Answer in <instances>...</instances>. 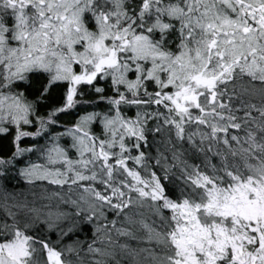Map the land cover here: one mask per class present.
I'll use <instances>...</instances> for the list:
<instances>
[{"label":"snow or ice","instance_id":"1","mask_svg":"<svg viewBox=\"0 0 264 264\" xmlns=\"http://www.w3.org/2000/svg\"><path fill=\"white\" fill-rule=\"evenodd\" d=\"M0 264H264V0H0Z\"/></svg>","mask_w":264,"mask_h":264}]
</instances>
